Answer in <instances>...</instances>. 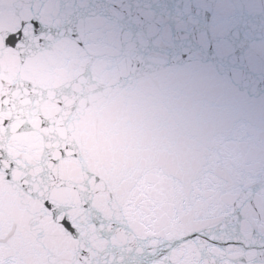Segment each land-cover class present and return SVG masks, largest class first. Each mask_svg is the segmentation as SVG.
Wrapping results in <instances>:
<instances>
[{
	"label": "snow or ice",
	"instance_id": "snow-or-ice-1",
	"mask_svg": "<svg viewBox=\"0 0 264 264\" xmlns=\"http://www.w3.org/2000/svg\"><path fill=\"white\" fill-rule=\"evenodd\" d=\"M0 264H264V0H0Z\"/></svg>",
	"mask_w": 264,
	"mask_h": 264
}]
</instances>
